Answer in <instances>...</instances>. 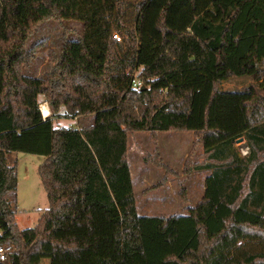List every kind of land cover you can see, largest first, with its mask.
Wrapping results in <instances>:
<instances>
[{"label": "trees", "instance_id": "16d2710c", "mask_svg": "<svg viewBox=\"0 0 264 264\" xmlns=\"http://www.w3.org/2000/svg\"><path fill=\"white\" fill-rule=\"evenodd\" d=\"M47 19L81 29L35 75L43 41L28 39ZM263 64L264 0H0V245L16 247L0 264H264ZM176 130L202 148L183 173L210 171L203 193L184 213L138 214L128 132L147 131L145 161L175 173L158 135ZM11 152L43 157L49 205L33 227H17Z\"/></svg>", "mask_w": 264, "mask_h": 264}, {"label": "rangeland", "instance_id": "374dc122", "mask_svg": "<svg viewBox=\"0 0 264 264\" xmlns=\"http://www.w3.org/2000/svg\"><path fill=\"white\" fill-rule=\"evenodd\" d=\"M80 29L81 23L74 20L47 19L42 21L36 32L28 39L29 45L40 40L43 41L40 49L41 59L33 64V74L40 75L46 66L49 53L51 51L59 52L63 41L76 37ZM113 33L119 34L118 31H113ZM138 71V68L134 71L137 76ZM263 80L264 73L260 78V81ZM249 82L248 78L243 77L223 80L219 83V88L241 89ZM44 101L43 97L40 96L39 109L43 103H46ZM46 105L48 107V104ZM89 120V116H82L74 119H60L59 124L81 128ZM158 136L161 161L175 173H168L163 168L145 161L147 154L151 153L154 148L147 131L128 132V163L138 214L170 215L184 213L186 203L194 205L201 197L204 179L210 171L192 170L188 175L183 173L186 159H190L191 162L202 160L201 146L192 148L193 134L191 131H165L160 132ZM241 144L248 146L246 140L243 139L236 141L234 147L242 156ZM8 160L16 163L17 188L14 197L16 199L15 218L17 227L19 229L33 227L37 224L41 212L49 205L46 190L38 173V166L43 161V157L25 152H11L8 155ZM164 176L165 180L162 182ZM180 188H185L188 197L187 202L180 199L178 194ZM4 244H11L16 250L13 243ZM40 264H49V259H42Z\"/></svg>", "mask_w": 264, "mask_h": 264}, {"label": "built area", "instance_id": "2783aa9c", "mask_svg": "<svg viewBox=\"0 0 264 264\" xmlns=\"http://www.w3.org/2000/svg\"><path fill=\"white\" fill-rule=\"evenodd\" d=\"M112 38H114L118 42H121L122 40L121 36L118 33H113ZM127 74L130 77V83L132 87L138 88L142 86L141 79L137 75H135L134 71H127ZM240 152L242 154V156L239 154L241 157H246L250 151L247 145L241 144ZM13 252H14V247L11 244L0 245V261H7L10 254Z\"/></svg>", "mask_w": 264, "mask_h": 264}, {"label": "bare ground", "instance_id": "6f19581e", "mask_svg": "<svg viewBox=\"0 0 264 264\" xmlns=\"http://www.w3.org/2000/svg\"><path fill=\"white\" fill-rule=\"evenodd\" d=\"M40 110H41L42 115L45 116V117H47L49 115V113H50L46 103H43L40 106Z\"/></svg>", "mask_w": 264, "mask_h": 264}, {"label": "water", "instance_id": "95a60500", "mask_svg": "<svg viewBox=\"0 0 264 264\" xmlns=\"http://www.w3.org/2000/svg\"><path fill=\"white\" fill-rule=\"evenodd\" d=\"M143 88H144V86L141 87V89H143ZM243 139H244L243 137H239L236 139V141H242Z\"/></svg>", "mask_w": 264, "mask_h": 264}, {"label": "crops", "instance_id": "0c3cea01", "mask_svg": "<svg viewBox=\"0 0 264 264\" xmlns=\"http://www.w3.org/2000/svg\"><path fill=\"white\" fill-rule=\"evenodd\" d=\"M44 102H46V104H48L47 101H44ZM48 109H49V112H50L49 115H50V114H51V111H50V107H49V105H48ZM49 115H48V116H49ZM42 116H43V115H42ZM43 117H45V116H43Z\"/></svg>", "mask_w": 264, "mask_h": 264}]
</instances>
